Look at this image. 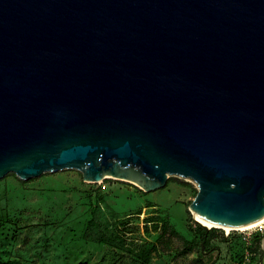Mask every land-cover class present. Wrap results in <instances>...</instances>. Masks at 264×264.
<instances>
[{
    "label": "water",
    "instance_id": "water-1",
    "mask_svg": "<svg viewBox=\"0 0 264 264\" xmlns=\"http://www.w3.org/2000/svg\"><path fill=\"white\" fill-rule=\"evenodd\" d=\"M64 169L264 219V0H0V179Z\"/></svg>",
    "mask_w": 264,
    "mask_h": 264
},
{
    "label": "rangeland",
    "instance_id": "rangeland-1",
    "mask_svg": "<svg viewBox=\"0 0 264 264\" xmlns=\"http://www.w3.org/2000/svg\"><path fill=\"white\" fill-rule=\"evenodd\" d=\"M197 190L195 182L179 176H170L164 187L146 192L117 178L85 181L77 169L26 180L9 173L0 179V264H142L126 248L84 237L100 199L97 210L102 217L113 223L125 221L119 230L128 247L149 248L157 243L152 264H252L259 254H251L257 251L256 244L248 245L238 229L218 228L203 249L195 244L194 250H186L200 242L198 223L190 210ZM146 217L157 222L165 217L171 230L163 232L160 221L159 229L146 225ZM248 231L260 238L261 248L263 232Z\"/></svg>",
    "mask_w": 264,
    "mask_h": 264
},
{
    "label": "trees",
    "instance_id": "trees-1",
    "mask_svg": "<svg viewBox=\"0 0 264 264\" xmlns=\"http://www.w3.org/2000/svg\"><path fill=\"white\" fill-rule=\"evenodd\" d=\"M181 182H183L185 185L193 186L188 181H182V179H179ZM198 192V190H197ZM197 194V193H196ZM101 200H97L96 208L94 209L91 217L88 219L86 223V227L84 230V237L87 239L95 240L99 243H112L115 246L126 248L128 250L133 259L137 262H141L142 264H152V253L158 251V245L157 243H154L149 248L145 247H128L126 245V240L124 234L119 230V227L121 224H124L125 221L120 222H111L108 219L102 217L99 214V211L97 209H100L101 207ZM141 212L139 211L138 214ZM161 226L163 228V232H169L171 230V225L165 217H160L159 219ZM159 221L157 222L154 217H146L145 222L146 225L149 223L154 224L156 229L161 228L159 225ZM148 228V226H147ZM197 228L200 234V242L196 241V243H193L192 245H189L186 250L192 251L197 246H201L203 249L205 245L209 243L212 237V233L217 230L219 227H212L209 230H206L203 226H201L199 223L197 224ZM111 230V231H110ZM110 231V232H108ZM260 238L254 237V243L256 244L255 250H258L260 243L258 242ZM200 253L203 254V251H200Z\"/></svg>",
    "mask_w": 264,
    "mask_h": 264
},
{
    "label": "bare ground",
    "instance_id": "bare-ground-1",
    "mask_svg": "<svg viewBox=\"0 0 264 264\" xmlns=\"http://www.w3.org/2000/svg\"><path fill=\"white\" fill-rule=\"evenodd\" d=\"M193 216L200 222H202L203 224H205L207 227H219V228H224L226 229L227 231H230V230H233V229H238V230H248V229H252V228H255L257 226H259L261 223L264 222V219L256 222V223H253L251 225H248V226H244V227H239V228H232V227H228V226H222V225H218V224H215V223H212L208 220H206L205 218H203L202 216H200L199 214H197L196 212H193Z\"/></svg>",
    "mask_w": 264,
    "mask_h": 264
},
{
    "label": "crops",
    "instance_id": "crops-1",
    "mask_svg": "<svg viewBox=\"0 0 264 264\" xmlns=\"http://www.w3.org/2000/svg\"><path fill=\"white\" fill-rule=\"evenodd\" d=\"M245 237V236H244ZM245 239V238H244ZM249 241H250V245H252L253 243H254V237L253 236H251L250 238H249ZM259 253V254H258ZM251 254L253 255V256H256L257 254V256L255 257V259H253V261H252V264H264V238H263V240H262V247L260 248V246H259V248H258V250L257 251H253V252H251Z\"/></svg>",
    "mask_w": 264,
    "mask_h": 264
},
{
    "label": "built area",
    "instance_id": "built-area-1",
    "mask_svg": "<svg viewBox=\"0 0 264 264\" xmlns=\"http://www.w3.org/2000/svg\"><path fill=\"white\" fill-rule=\"evenodd\" d=\"M256 229H258V230H261L262 232H263V234H264V222L263 223H261L259 226H257V227H255ZM242 232L245 234V240H246V243L248 244V245H250V241H249V238L252 236V232L250 231H248L247 232V230H242Z\"/></svg>",
    "mask_w": 264,
    "mask_h": 264
}]
</instances>
